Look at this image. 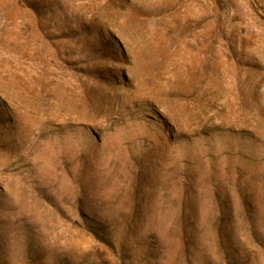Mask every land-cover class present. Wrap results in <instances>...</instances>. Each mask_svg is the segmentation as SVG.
I'll use <instances>...</instances> for the list:
<instances>
[{
    "label": "rangeland",
    "instance_id": "374dc122",
    "mask_svg": "<svg viewBox=\"0 0 264 264\" xmlns=\"http://www.w3.org/2000/svg\"><path fill=\"white\" fill-rule=\"evenodd\" d=\"M0 264H264V0H0Z\"/></svg>",
    "mask_w": 264,
    "mask_h": 264
}]
</instances>
